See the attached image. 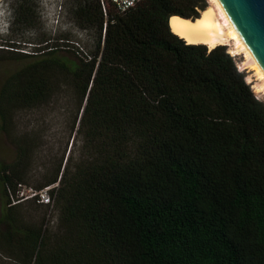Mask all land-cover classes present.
I'll return each instance as SVG.
<instances>
[{"label": "trees", "instance_id": "obj_1", "mask_svg": "<svg viewBox=\"0 0 264 264\" xmlns=\"http://www.w3.org/2000/svg\"><path fill=\"white\" fill-rule=\"evenodd\" d=\"M68 1L76 26L94 32L85 51L59 56L47 41L0 47L26 62L0 86L2 131L18 110L48 103L59 78L74 106L54 175L36 189L24 184L27 135L0 166L3 256L14 264H264V101L225 45L188 44L168 24L173 15L199 17L209 1L142 0L125 12L109 0ZM11 8L10 24L31 18L24 1ZM39 51L47 56L26 61ZM19 184L53 185V203L41 205L55 207V226L23 219L21 203L36 200L19 201Z\"/></svg>", "mask_w": 264, "mask_h": 264}, {"label": "rangeland", "instance_id": "obj_2", "mask_svg": "<svg viewBox=\"0 0 264 264\" xmlns=\"http://www.w3.org/2000/svg\"><path fill=\"white\" fill-rule=\"evenodd\" d=\"M21 1H24V5L29 8L31 18L24 21L20 19L19 22L10 24L11 7L17 6L19 0H0V47L11 49L7 45H13L15 50V47H20L18 51L31 50L32 44H40L43 47L47 41L48 45L58 48L59 56H73L72 53H78L77 50L85 51V45L93 42V30H81L74 23L69 13L71 2H66L64 6L62 2L60 7L54 0ZM65 36L69 39H65ZM225 46L231 54H234L238 68L245 72L246 81L251 85L256 97L264 101V79L256 72L248 52L239 50L235 39ZM207 48L210 49L209 46ZM4 51L0 52V86L9 74L26 63L16 61L12 58L14 54H10L8 50ZM46 56L44 51H39L37 55L27 58L26 61L40 60ZM57 83L59 86L48 103L15 112L10 133L0 128V166L16 159V139H20L21 135H27L29 141L33 139V144H30L32 154L25 166L24 182L26 186L32 188L41 183L45 177L56 173L71 142L69 132L74 111L72 94L61 78ZM23 193H28L25 186ZM21 210L25 221L29 219L36 221L45 217L49 226L56 225L55 207L50 211L49 207L36 201H25L21 203ZM3 255L0 251V264H14Z\"/></svg>", "mask_w": 264, "mask_h": 264}, {"label": "bare ground", "instance_id": "obj_3", "mask_svg": "<svg viewBox=\"0 0 264 264\" xmlns=\"http://www.w3.org/2000/svg\"><path fill=\"white\" fill-rule=\"evenodd\" d=\"M208 1V7L201 11L199 17L195 19L183 18L178 15L171 16L168 20L171 31L188 44H204L210 49L217 45L229 44L231 40L235 39L239 50L248 52L254 62L256 72L264 79V70L253 57L220 2L218 0Z\"/></svg>", "mask_w": 264, "mask_h": 264}, {"label": "water", "instance_id": "obj_4", "mask_svg": "<svg viewBox=\"0 0 264 264\" xmlns=\"http://www.w3.org/2000/svg\"><path fill=\"white\" fill-rule=\"evenodd\" d=\"M264 70V0H218Z\"/></svg>", "mask_w": 264, "mask_h": 264}, {"label": "built area", "instance_id": "obj_5", "mask_svg": "<svg viewBox=\"0 0 264 264\" xmlns=\"http://www.w3.org/2000/svg\"><path fill=\"white\" fill-rule=\"evenodd\" d=\"M64 0H54L59 6H61V3ZM119 12H125L129 8L133 7L137 3H139L142 0H109ZM53 185L46 186L38 190H33L31 188H27L28 193H23L24 186L19 184L18 185V196L20 198L19 201L25 200L27 198H35L37 203L40 204H52L53 203V196L51 194ZM15 203V202H14Z\"/></svg>", "mask_w": 264, "mask_h": 264}]
</instances>
